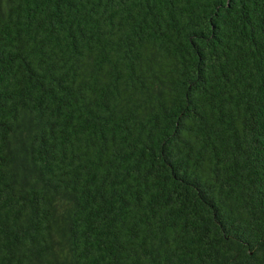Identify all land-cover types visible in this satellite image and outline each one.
Segmentation results:
<instances>
[{"label":"trees","instance_id":"1","mask_svg":"<svg viewBox=\"0 0 264 264\" xmlns=\"http://www.w3.org/2000/svg\"><path fill=\"white\" fill-rule=\"evenodd\" d=\"M0 264H264V0H0Z\"/></svg>","mask_w":264,"mask_h":264}]
</instances>
